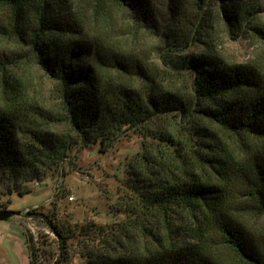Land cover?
I'll list each match as a JSON object with an SVG mask.
<instances>
[{"label":"trees","instance_id":"16d2710c","mask_svg":"<svg viewBox=\"0 0 264 264\" xmlns=\"http://www.w3.org/2000/svg\"><path fill=\"white\" fill-rule=\"evenodd\" d=\"M109 3L126 9L139 27H148L171 50H177L180 32H186V40L199 37L209 43L215 10L236 37L247 27L264 37V26L256 25L263 0H95L96 9ZM73 4L0 0V39L28 49L58 82L60 120L75 133L72 139L54 131L51 116L29 104L22 80L0 58V195L22 193L20 182L41 178L46 168H60L75 144L99 142L106 148L134 128L151 135L156 147H144L130 164L127 219L100 226L103 252L89 245L81 264H226L220 248L233 256L234 264H264V225L259 230L248 226L253 218H264V56L233 64L211 51L182 61L164 53L175 70L152 73L110 56L100 41L75 37L79 25ZM186 18L193 21L182 27ZM102 63L120 73V68L129 74L135 68L140 84L105 81ZM182 72L192 79L184 90L174 79ZM175 114L191 119L176 134L167 126H151L156 118ZM213 126L237 136L235 147L226 146ZM56 215L27 211L58 237L60 255L54 264H71L66 253L75 232ZM27 243L30 264H47L40 239L30 234Z\"/></svg>","mask_w":264,"mask_h":264},{"label":"rangeland","instance_id":"374dc122","mask_svg":"<svg viewBox=\"0 0 264 264\" xmlns=\"http://www.w3.org/2000/svg\"><path fill=\"white\" fill-rule=\"evenodd\" d=\"M72 1L75 19L79 25L75 37L93 42L100 41L107 46L105 51L110 56L116 55L133 61L134 65L139 63L152 73L163 74L166 70H175L174 66L171 67L163 59L164 53L165 58L168 54L169 59L173 55L174 60L182 61L186 56L196 57L200 53L210 55L212 52L233 64L251 63L264 56V37L254 28L248 27L245 33L236 37L230 33L226 21L218 18V10L214 11L215 22L209 31V43L197 40L199 37L186 40L182 37L186 32H180L177 37V50H171L161 37L152 33L148 27H139L135 17L126 9L111 3L96 9L95 0ZM155 4L156 8H160V5ZM65 8L66 5L63 9ZM189 21L193 19H182V27ZM256 25L259 28L264 26V11ZM0 58L6 59L11 72L22 80L29 104L40 106L44 116H51L49 126L54 131L74 139L75 133L60 120L62 98L58 82L36 64L28 49L15 41L0 39ZM95 59L94 55L92 61L95 62ZM102 67L101 74L105 81L108 79L118 85L130 80L136 87L140 84V76L134 72L135 68L129 74V70L121 68L123 72H118L109 63H102ZM174 79L177 88L183 90L192 82L189 74L185 72ZM2 101L0 78V103ZM44 120L47 119L44 117ZM190 120L185 119L182 114H175L156 118L151 126H167L176 134L181 127L188 125ZM213 128L220 134L226 146L235 147L237 136L224 133L216 126ZM154 143L155 139L151 135L146 136L142 131L132 128L111 141L110 146L106 148L99 142L75 144L60 168H46L42 171L41 178L20 182L18 186L22 193L17 191L0 195V210L15 211L7 219L0 220V264H30L27 243L30 234L40 239L43 248L47 249V264H54L60 255L59 239L49 230L42 218L27 216V211L34 208L45 215L57 214L59 220L75 232L69 239L66 253L70 256L71 264H81L84 260L81 258L82 252L89 249V245L103 252L105 238L101 237L98 229L100 226L108 227L127 219V203L132 197L131 189L126 183L130 176V164L134 163L137 154L142 152L144 147H156ZM244 220L247 224V219ZM250 224L259 230L264 225V218H253L248 226ZM88 226H92L90 234H87ZM139 237L135 245L141 241ZM66 254L64 252L63 257ZM219 257L226 261V264H234L233 256L223 248L219 250Z\"/></svg>","mask_w":264,"mask_h":264},{"label":"water","instance_id":"95a60500","mask_svg":"<svg viewBox=\"0 0 264 264\" xmlns=\"http://www.w3.org/2000/svg\"><path fill=\"white\" fill-rule=\"evenodd\" d=\"M15 211L13 210H8V209H3L0 210V220H5L7 219L11 214H13ZM19 212V211H16Z\"/></svg>","mask_w":264,"mask_h":264}]
</instances>
